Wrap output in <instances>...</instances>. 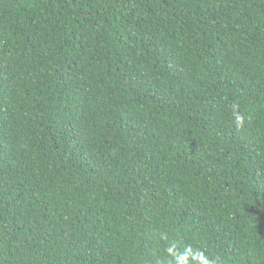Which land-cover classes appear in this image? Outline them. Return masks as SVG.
<instances>
[{"label": "trees", "instance_id": "trees-1", "mask_svg": "<svg viewBox=\"0 0 264 264\" xmlns=\"http://www.w3.org/2000/svg\"><path fill=\"white\" fill-rule=\"evenodd\" d=\"M0 264H264V0H0Z\"/></svg>", "mask_w": 264, "mask_h": 264}]
</instances>
